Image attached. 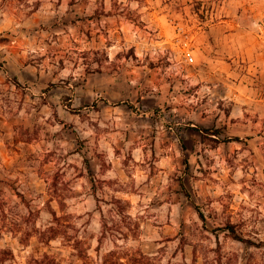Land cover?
Returning <instances> with one entry per match:
<instances>
[{"label":"clouds","instance_id":"1","mask_svg":"<svg viewBox=\"0 0 264 264\" xmlns=\"http://www.w3.org/2000/svg\"><path fill=\"white\" fill-rule=\"evenodd\" d=\"M0 264H264V0H0Z\"/></svg>","mask_w":264,"mask_h":264}]
</instances>
